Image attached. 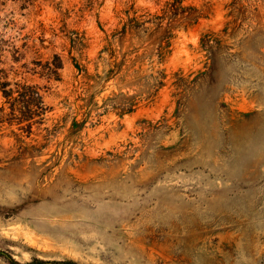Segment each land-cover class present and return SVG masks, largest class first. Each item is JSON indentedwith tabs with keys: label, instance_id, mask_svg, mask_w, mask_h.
I'll use <instances>...</instances> for the list:
<instances>
[{
	"label": "rangeland",
	"instance_id": "rangeland-1",
	"mask_svg": "<svg viewBox=\"0 0 264 264\" xmlns=\"http://www.w3.org/2000/svg\"><path fill=\"white\" fill-rule=\"evenodd\" d=\"M22 86L0 264H264V0H0Z\"/></svg>",
	"mask_w": 264,
	"mask_h": 264
},
{
	"label": "trees",
	"instance_id": "trees-1",
	"mask_svg": "<svg viewBox=\"0 0 264 264\" xmlns=\"http://www.w3.org/2000/svg\"><path fill=\"white\" fill-rule=\"evenodd\" d=\"M0 90L3 94V97L6 100H11V102L12 101L19 102L20 104H22V109H26L27 111H29V103L32 101L33 98H36L35 100H36V103L38 104V106H40L42 104L40 95H38V93L35 91L33 92L32 87L22 86V92L16 91L15 97H12L13 93L11 91L6 92V91H4V89H0ZM12 109L13 108H11V110ZM19 113H20V110H19ZM11 263L12 264H18L14 261H11ZM53 264H61V263L57 262V263H53ZM69 264H75V263L70 262Z\"/></svg>",
	"mask_w": 264,
	"mask_h": 264
}]
</instances>
